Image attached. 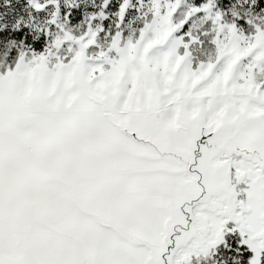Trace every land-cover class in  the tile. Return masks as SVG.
I'll use <instances>...</instances> for the list:
<instances>
[{"label": "snow or ice", "instance_id": "1", "mask_svg": "<svg viewBox=\"0 0 264 264\" xmlns=\"http://www.w3.org/2000/svg\"><path fill=\"white\" fill-rule=\"evenodd\" d=\"M0 264H264V0H0Z\"/></svg>", "mask_w": 264, "mask_h": 264}]
</instances>
